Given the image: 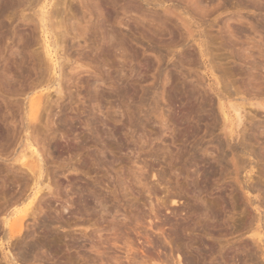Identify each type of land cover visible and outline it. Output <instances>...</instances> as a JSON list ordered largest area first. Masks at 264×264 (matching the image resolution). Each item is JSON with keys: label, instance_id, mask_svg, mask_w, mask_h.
<instances>
[{"label": "rangeland", "instance_id": "obj_1", "mask_svg": "<svg viewBox=\"0 0 264 264\" xmlns=\"http://www.w3.org/2000/svg\"><path fill=\"white\" fill-rule=\"evenodd\" d=\"M38 2L0 0V264H264V0Z\"/></svg>", "mask_w": 264, "mask_h": 264}, {"label": "bare ground", "instance_id": "obj_2", "mask_svg": "<svg viewBox=\"0 0 264 264\" xmlns=\"http://www.w3.org/2000/svg\"><path fill=\"white\" fill-rule=\"evenodd\" d=\"M36 1H37V4L40 2V1L38 2V0H36ZM44 2H45V1H44ZM39 4H41V3H39ZM40 6H41V5H40ZM44 6H45V5H44ZM44 6L42 5L41 7H39L38 11L36 12V13H37L36 15H38V18H39V21L41 22V26H42V27H43V26H45V27L47 26V25H46L47 22L45 23L44 21H45V19H46V16L48 15L47 17L50 19V20H49V21H50L49 24L51 25V29L53 30V29H55V28L57 27V25H58L56 21H53L54 18H55V14H56L57 12H55V10H52V9H51L52 11H51V10H49V12H46V11H45L46 14H47V15L45 16V12H44L45 9H44ZM55 6H56V5H55ZM52 19H53V20H52ZM49 21H48V22H49ZM60 21H62V20H60ZM40 22H39V23H40ZM42 27H41V28H42ZM60 28L63 29V27H60ZM60 31H61V30H60ZM57 32H58L57 34L60 33L59 31H57ZM57 34H56V35H57ZM62 34H64L63 31H62ZM62 34H61V35H62ZM59 36H60V35H59ZM61 38H62V37H61ZM62 39H63V38H62ZM62 39H61V40H62ZM56 41H57V40H56ZM62 42H63V41H62ZM58 43H59V42H58ZM46 46H48V44H46ZM46 46H44V47H46ZM60 46H61V45H60ZM60 46H59V48H61ZM44 51H46V52L48 53V48H47L46 50H44ZM62 51H63V50H62ZM62 51H61V52H62ZM62 53H63V52H62ZM65 56H66V55H65ZM67 57H68V56H67ZM67 57H65V58H67ZM61 58H63V55H61V54L58 55V62L61 60ZM64 62H65V61H64ZM59 64H60V63H59ZM60 65H62V64H60ZM256 68H257V67H256ZM57 91H58V90H57ZM57 91H55V92H57ZM59 93H60V91H59ZM37 99L39 100V98H35V101L32 100V101H30L31 103H29V104H30V105H29V106H30V108H29V109H30V113H29V112H28V113H29L30 117L33 118V119H36V118H37V117L35 118V116H36L37 110H39V109H38V105H39V103H38ZM39 102H40V100H39ZM38 115H39V114H38ZM40 116H41V115H40ZM38 118H39V117H38ZM35 121H36V120H35ZM35 124H36V123H35ZM33 126H34V125H33ZM36 126H37V125H35V127H36ZM30 132H31V131H30ZM33 133H34V132H33ZM33 133H32V134H33ZM36 134H37V133H36ZM34 135H35V134H34ZM32 136H33V135H32ZM33 137H34V136H33ZM36 139H37V138H36ZM36 139L34 138L33 141L36 140ZM38 139H39V138H38ZM38 139H37V140H38ZM35 142H36V141H35ZM38 143H39V142H38ZM35 145H36V144H35ZM37 145H38V144H37ZM247 149H248V148H247ZM245 150H246V149H245ZM33 153H34V152H33L32 150H30V155H29V156L32 157V158L34 157ZM36 153H37V152H36ZM25 154H26V153H25ZM25 154L23 155V158H25V157H24ZM37 154H38V153H37ZM26 155H27V154H26ZM92 155H93V154H92ZM37 156H38V155H36L35 158H38ZM35 160H36V159H35ZM33 161H34V159H33ZM33 161H32V162H33ZM23 163H24V162H23ZM26 163H27V162H26ZM33 163L35 164V161H34ZM33 163H32V164H33ZM36 163L38 164L37 161H36ZM24 164H25V163H24ZM34 164L31 165V166H35V165H36L35 167L39 166V165H37V164H35V165H34ZM26 165H27V164H26ZM26 165H25V166H26ZM28 166H30V165L28 164ZM29 169H30V168H29ZM37 169H39V168H37ZM33 170H34V169H33ZM33 170H32V172H34ZM35 171H36V170H35ZM39 173H40V172H39ZM39 175H40V174H39ZM34 176H35V175H34ZM35 177H36V176H35ZM38 177H39V176H38ZM33 178H34V177H33ZM34 179H35V178H34ZM38 179H39V178H38ZM38 181H39V180H38ZM35 182H36V181H35ZM79 204H80V203H79ZM25 210H26V209H25ZM95 212H96V211H95ZM25 213H26V212H25ZM21 214H22V213H21ZM31 214H32V213H31ZM33 214H34V213H33ZM17 217H18V219L14 220V221L11 223V226H10V227H11V230H12V231H16V233H18V232L21 230V227H22V218H23V217H20V218H19V216H17ZM12 233H13V232H12ZM261 241H262V240H261ZM37 242H38V241H37ZM37 242H34V243H37ZM40 242H41V241H40ZM34 243H33V245L31 246V249H32V250H35V247L38 248V245H39V244L41 245V243H37V244H34ZM43 243H44V242H42V244H43ZM40 245H39V247H40ZM28 248L30 249L29 245H28ZM38 249H39V248H38ZM28 252H30V250H29ZM32 252H33V251H32ZM188 261H189V262H188ZM157 262H158V261H155V262L153 261L152 264H161L160 262H159V263H157ZM187 262H188V264H191V263H190V262H191L190 259L187 260L186 263H187ZM150 263H151V262H150ZM162 264H163V263H162Z\"/></svg>", "mask_w": 264, "mask_h": 264}]
</instances>
